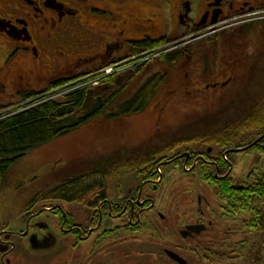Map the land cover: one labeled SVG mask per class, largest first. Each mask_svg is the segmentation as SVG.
Listing matches in <instances>:
<instances>
[{
  "label": "flooded vegetation",
  "instance_id": "flooded-vegetation-1",
  "mask_svg": "<svg viewBox=\"0 0 264 264\" xmlns=\"http://www.w3.org/2000/svg\"><path fill=\"white\" fill-rule=\"evenodd\" d=\"M260 11L264 12V0H0V122L39 104H54L49 112L53 134L33 151L71 141L87 128L97 127L104 136L119 134L125 129L124 118L111 114L119 112L128 97L156 76L165 83L168 66L175 68L179 87L185 90L191 85L187 70L191 43L229 28L222 24L231 19ZM172 55L177 56L174 62L163 60ZM113 64L120 66L104 74ZM261 76L264 80V68ZM95 79L97 83L87 84ZM77 85L86 86L80 103L74 97ZM100 100L102 105L89 113ZM66 117L77 123L61 127ZM111 123L115 126L104 132V125ZM254 139L241 148L264 149V133ZM169 143L148 153L121 151L122 155L117 147L114 154L92 155L85 160L86 167L91 165L89 177L78 178L91 184L84 190L73 189V170H62L73 161L59 159L48 163L44 172L34 169L26 174L20 168L30 167L33 160L19 164L32 150L17 157L0 156V189L5 184L8 197L0 210L14 208L8 220H0V264H203L202 243L206 238L218 240L220 217L201 195L199 217L178 215L177 221L174 213L180 202H175L179 194L174 187L179 177L199 176L198 168L205 166L220 186L229 183L253 203L257 193L251 187L264 184V159L238 174L236 158L250 154L249 149L238 153L234 150L241 148L208 145L192 150L186 144L169 154L156 153ZM46 174L57 181L55 185L39 186ZM26 180L31 185L23 189ZM77 191L85 195L73 197ZM80 204L84 215L73 213L72 206ZM230 221L234 222L223 220V231L231 232ZM56 227L66 238L63 241L72 239V253L52 248ZM142 240L151 248L143 251ZM209 252L220 258L235 251Z\"/></svg>",
  "mask_w": 264,
  "mask_h": 264
},
{
  "label": "rangeland",
  "instance_id": "rangeland-1",
  "mask_svg": "<svg viewBox=\"0 0 264 264\" xmlns=\"http://www.w3.org/2000/svg\"><path fill=\"white\" fill-rule=\"evenodd\" d=\"M225 24L229 25V28L221 29L212 35L206 34L202 36V39L191 43V59L187 69L191 85L185 90L179 87L181 82L173 71L175 68L168 66L169 69L167 68L166 71L170 75L165 83L161 78L157 96L155 95L142 112L122 116L125 127L123 132L104 136L97 127L87 128L71 141L62 143L58 141L29 153V157L27 156L19 165L24 166L25 162L31 159L33 164L28 168L27 166L22 167L20 170L26 174L28 170L34 169L44 172L47 170L48 163L52 164L59 159H63L65 163L73 161V166L70 164L68 168L63 167L62 170H73V189L80 186L86 187L91 185L88 180L78 178L89 177L87 172L91 165L86 167L85 160L91 158L92 155L114 154L117 152V147L120 149L118 152L148 153L152 148L164 146L163 144L168 141L204 133L209 129L213 130L223 126L229 120L244 116L257 103V98L258 100L261 98L258 83H260L261 75L259 73L264 68V13H253L242 18L231 19L222 26ZM157 64L162 70V63ZM105 72L106 75L112 74L111 69ZM254 75H258L255 80L252 78ZM97 82L98 80L95 79L94 83ZM211 83L212 85L208 86ZM174 89H179V91L169 96L168 92ZM131 97H128L126 101ZM105 125L104 132L109 130L108 127L115 126L112 123ZM187 148L197 150L198 145L190 144ZM169 152L166 151L164 154H169ZM123 153L125 152H121L122 155ZM257 159L251 154L238 155L236 158L237 173L247 172L249 166ZM76 178L78 180L74 181ZM178 180L174 187V192L179 194L175 202H180V206L175 208L174 213L177 221L180 220L177 218L178 215L181 219L190 220L199 217L197 196L201 195L211 210L213 207L217 209L216 214L220 217L217 221L220 228L216 227V235L219 236L220 241L209 238L203 241L202 244L206 245L201 246L205 251L202 253L203 264H262L259 257L264 258V250L259 251L260 234H246L238 226V232L223 231V220H227V216L222 212L225 204L222 203L223 196L219 193L216 184L212 180H200L194 174H188L185 178L181 176ZM27 181L24 182L23 189L31 185ZM56 182L52 181V176L46 174L39 186H53ZM115 184L113 182L111 186L114 187ZM68 186L71 187V185ZM5 187L7 186L3 184L0 189V205L2 206H6L8 199V197L6 199ZM25 195L23 193V196ZM72 207L73 213L85 214L82 204ZM4 210H0V220L1 218L8 220L13 214L9 212H12L14 208H6V212ZM236 214L234 222L237 225L252 221L253 217L246 212L241 211ZM51 225L55 227V222ZM56 229L53 230L58 235L59 251L72 253L69 247L71 238L63 241L66 238L62 236L58 227ZM140 242L143 251L151 248L145 240ZM218 249L235 252L229 253L227 257L210 256V250Z\"/></svg>",
  "mask_w": 264,
  "mask_h": 264
},
{
  "label": "trees",
  "instance_id": "trees-1",
  "mask_svg": "<svg viewBox=\"0 0 264 264\" xmlns=\"http://www.w3.org/2000/svg\"><path fill=\"white\" fill-rule=\"evenodd\" d=\"M176 59L177 56L174 55L167 58L163 57V60H167L168 62H174ZM261 71L259 74H261ZM258 75H254L252 77L253 80H255ZM160 82L161 77L159 76L150 79L131 99L121 104L119 112L117 111L111 114V117L126 116L142 111L158 93V87L161 84ZM258 85L260 86L259 95H261V98L259 100L257 98V103H255L251 110H249L244 116L229 120L227 123L223 124V126L213 130L209 129L204 133L177 138L176 140L171 141L168 146H165L166 148L163 147L158 149L156 153L161 154L169 150H176L186 144H196L204 149L206 146L212 145L223 150L237 149L248 145L252 140H255L254 138L264 133V80L261 75L260 83H258ZM81 86L82 85H77L74 94L76 101L79 103L85 96V87L81 89ZM54 106L55 105L51 103H42L17 116L1 121L0 156L17 157L16 155H20L23 152L28 153L41 146L43 143H47L50 136L53 134L49 112L52 111ZM248 149V153L256 155L258 162L260 157L264 159V149H262V147H255L252 149L251 146ZM15 160H7L5 162L11 164L15 162ZM145 163V160L140 162V164L143 165ZM198 172H200V175L195 176L196 178L200 180H212L216 184L219 193L223 196L222 203L225 204V209H223L222 212L226 213L225 215L229 216L228 218L230 220H234L237 216L236 212L241 211L246 212V214L253 217L252 221L246 224L239 223L237 225L235 222L230 221L232 222V225L229 227L232 228V233L238 232V226L246 234H260L261 240L258 247L259 251L261 250L260 252H262L264 250V184L260 181L259 183H254L251 187V192H256L257 195L262 193L260 196L256 195L252 203L250 197L246 200L241 194L235 193L229 183L228 185L223 184V186H220L213 174L211 176L207 175V173H209L207 167H199ZM262 177L264 178V174ZM80 188H82L81 190H84L85 187L80 186ZM82 192L83 191L73 192V197L81 198L85 195V193ZM74 199L75 198H73V200ZM259 258L262 261L261 263L264 264V258L262 256Z\"/></svg>",
  "mask_w": 264,
  "mask_h": 264
},
{
  "label": "water",
  "instance_id": "water-1",
  "mask_svg": "<svg viewBox=\"0 0 264 264\" xmlns=\"http://www.w3.org/2000/svg\"><path fill=\"white\" fill-rule=\"evenodd\" d=\"M90 93L91 92H89V94H88V96L90 95ZM102 105V102H101V100H100V102L97 104V105H95L90 111H89V113H92L96 108H99L100 106ZM69 121V122H68ZM66 123H69V124H66ZM77 123V119H73V118H71V117H66L65 119H63L62 121H61V127H65V126H67V125H75ZM192 228H195V227H192ZM45 242H51V241H45ZM55 242V241H54ZM54 242H51L53 245H54ZM52 245V246H53ZM174 257L175 258H177L175 255H174Z\"/></svg>",
  "mask_w": 264,
  "mask_h": 264
}]
</instances>
